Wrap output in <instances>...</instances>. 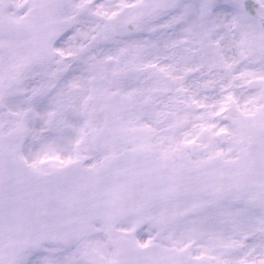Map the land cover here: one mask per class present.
Wrapping results in <instances>:
<instances>
[{"label": "snow or ice", "instance_id": "snow-or-ice-1", "mask_svg": "<svg viewBox=\"0 0 264 264\" xmlns=\"http://www.w3.org/2000/svg\"><path fill=\"white\" fill-rule=\"evenodd\" d=\"M0 264H264V0H0Z\"/></svg>", "mask_w": 264, "mask_h": 264}]
</instances>
